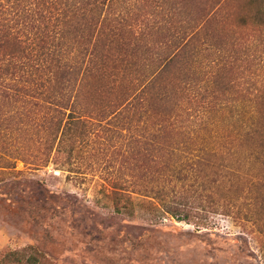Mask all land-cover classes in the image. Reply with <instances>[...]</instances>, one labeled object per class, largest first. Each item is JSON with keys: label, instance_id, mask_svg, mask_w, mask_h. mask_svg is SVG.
I'll return each instance as SVG.
<instances>
[{"label": "rangeland", "instance_id": "rangeland-1", "mask_svg": "<svg viewBox=\"0 0 264 264\" xmlns=\"http://www.w3.org/2000/svg\"><path fill=\"white\" fill-rule=\"evenodd\" d=\"M124 12L143 35L126 51L113 47L114 75L81 87L78 102L95 125L72 158L71 144L56 155L47 97L0 96V260L16 251L39 264H264V204L250 200L264 199V0H130ZM190 25L204 30L147 109L118 113L115 104L158 75L173 34ZM202 94L205 109L190 101ZM204 148L200 178H215L206 181L219 206L228 197L237 208L207 213L196 203L193 214L208 216L200 224L147 206L141 193L156 186L158 164L172 175L183 155ZM176 185L179 200L192 197Z\"/></svg>", "mask_w": 264, "mask_h": 264}, {"label": "trees", "instance_id": "trees-1", "mask_svg": "<svg viewBox=\"0 0 264 264\" xmlns=\"http://www.w3.org/2000/svg\"><path fill=\"white\" fill-rule=\"evenodd\" d=\"M129 4L130 0H0V96L4 101L24 96L47 97L48 119L59 133L55 138L58 140V157L68 151L71 144L66 153L72 158L77 139L85 143L89 133L87 128L95 125L90 117L83 115V106L78 102L83 84L92 76L104 78L114 75L109 73L110 65L116 62L113 47L126 51L133 41L139 42L142 33L138 18L130 22L133 18L127 19L126 12L123 14ZM203 30L201 26L190 25L173 34L172 56L162 63V70L157 71L158 75L153 80L142 88L127 92L125 98L115 104L118 113L147 109L151 91L161 81V76L178 58L188 57ZM190 101L205 109L209 100L202 94L194 95ZM196 113L203 117L200 112ZM80 129L85 132L80 133ZM208 151L207 148L197 149V152L186 156L183 153L189 151L184 150L180 166L172 175L169 168L158 164L161 173L156 186L141 193L148 199L145 202L147 206L179 221L193 223L197 220L200 224L208 221V216L193 214L198 211L196 203L199 207L205 204L202 210L207 213V208L224 207L226 211L237 208L235 201L228 197H225L224 205L219 206L222 200H216L207 186L209 177L200 178L199 169L204 165L202 156L209 154ZM192 179L194 184L188 183ZM173 182L175 185L182 183L183 189L191 192L192 197L179 200L175 192L178 187ZM208 182L215 183V178ZM252 199L254 207L264 204V199H255V196L250 197ZM23 260L27 264L40 262L36 256L27 257L23 252L15 251L6 254L0 264L4 261L21 263Z\"/></svg>", "mask_w": 264, "mask_h": 264}]
</instances>
